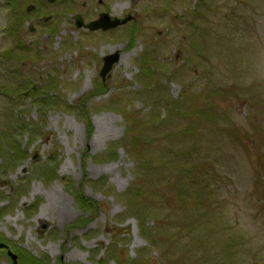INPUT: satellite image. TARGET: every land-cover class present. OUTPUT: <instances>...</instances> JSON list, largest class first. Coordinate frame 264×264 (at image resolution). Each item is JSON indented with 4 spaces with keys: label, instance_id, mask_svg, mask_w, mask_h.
<instances>
[{
    "label": "rangeland",
    "instance_id": "obj_1",
    "mask_svg": "<svg viewBox=\"0 0 264 264\" xmlns=\"http://www.w3.org/2000/svg\"><path fill=\"white\" fill-rule=\"evenodd\" d=\"M104 10L132 18L76 26ZM0 241L24 264H264V0H0Z\"/></svg>",
    "mask_w": 264,
    "mask_h": 264
},
{
    "label": "water",
    "instance_id": "obj_2",
    "mask_svg": "<svg viewBox=\"0 0 264 264\" xmlns=\"http://www.w3.org/2000/svg\"><path fill=\"white\" fill-rule=\"evenodd\" d=\"M32 7H34V4L32 3L28 4L27 10L31 9ZM130 18H132V14H127L119 17L116 15H111L108 11H101L97 18L90 19L89 21H84L80 13H77L75 15V24L78 27L82 26L90 30H96L99 28L106 30L108 28L115 27L119 24L126 23ZM44 19H47V16H45ZM29 29L33 30L34 26L33 25L29 26ZM119 57H120V53L118 51L110 52L103 56V63L100 68V75L102 76V78H104L106 74L109 73L110 69L119 59ZM2 247L6 248L7 253L11 258L10 264H19L18 254L15 251H13L6 242L4 241L0 242V248Z\"/></svg>",
    "mask_w": 264,
    "mask_h": 264
},
{
    "label": "trees",
    "instance_id": "obj_3",
    "mask_svg": "<svg viewBox=\"0 0 264 264\" xmlns=\"http://www.w3.org/2000/svg\"><path fill=\"white\" fill-rule=\"evenodd\" d=\"M203 106L208 107L211 110L210 112H212V106L211 105H209V106L203 105ZM190 107L194 108V106H192V105ZM144 144H147V143H144ZM132 145H134L139 151H141L139 149L140 146L138 147L136 142H133ZM132 188L133 187L131 186L130 189H129V191H130V193L132 195V197L128 198V200H131L130 202H132V200H134V199L137 200V197H136L137 194L141 193V190H139L138 188H136V189L133 188V190H132ZM75 197L78 200V202L80 203V205H82V206H90V204H89L90 201L88 199L84 198L81 195L80 190H77V192L75 193ZM130 202H129L128 205L131 204ZM21 258H22L21 256L18 257L19 264H24ZM47 262H48V260H46V259L42 260L41 258H31L29 264H47Z\"/></svg>",
    "mask_w": 264,
    "mask_h": 264
},
{
    "label": "bare ground",
    "instance_id": "obj_4",
    "mask_svg": "<svg viewBox=\"0 0 264 264\" xmlns=\"http://www.w3.org/2000/svg\"><path fill=\"white\" fill-rule=\"evenodd\" d=\"M110 119L108 117L100 119L101 130L100 132L107 133L110 130Z\"/></svg>",
    "mask_w": 264,
    "mask_h": 264
},
{
    "label": "flooded vegetation",
    "instance_id": "obj_5",
    "mask_svg": "<svg viewBox=\"0 0 264 264\" xmlns=\"http://www.w3.org/2000/svg\"><path fill=\"white\" fill-rule=\"evenodd\" d=\"M77 13H75V15H76ZM75 15H74V18H75ZM133 18H134V16H133Z\"/></svg>",
    "mask_w": 264,
    "mask_h": 264
}]
</instances>
